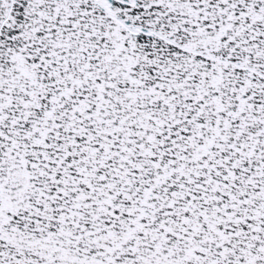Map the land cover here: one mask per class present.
I'll use <instances>...</instances> for the list:
<instances>
[{
  "label": "snow or ice",
  "instance_id": "1",
  "mask_svg": "<svg viewBox=\"0 0 264 264\" xmlns=\"http://www.w3.org/2000/svg\"><path fill=\"white\" fill-rule=\"evenodd\" d=\"M0 264H264V0H0Z\"/></svg>",
  "mask_w": 264,
  "mask_h": 264
}]
</instances>
